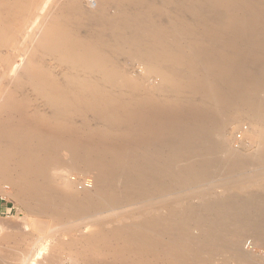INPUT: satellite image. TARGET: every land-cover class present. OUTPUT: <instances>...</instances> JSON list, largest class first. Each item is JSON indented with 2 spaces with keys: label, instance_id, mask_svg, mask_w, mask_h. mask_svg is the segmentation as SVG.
I'll use <instances>...</instances> for the list:
<instances>
[{
  "label": "bare ground",
  "instance_id": "6f19581e",
  "mask_svg": "<svg viewBox=\"0 0 264 264\" xmlns=\"http://www.w3.org/2000/svg\"><path fill=\"white\" fill-rule=\"evenodd\" d=\"M19 31L42 53L9 73L0 58V183L45 220L34 247L72 216L128 208L114 261L71 262L249 263L245 241L264 246V0H0V57ZM239 115L255 123L248 154L227 136Z\"/></svg>",
  "mask_w": 264,
  "mask_h": 264
},
{
  "label": "rangeland",
  "instance_id": "374dc122",
  "mask_svg": "<svg viewBox=\"0 0 264 264\" xmlns=\"http://www.w3.org/2000/svg\"><path fill=\"white\" fill-rule=\"evenodd\" d=\"M22 32L19 31L16 34V38L13 42L14 53H5L1 55V61L3 62L2 70L9 73L11 66L5 62L11 58H22L23 56H30L31 54H41V49L32 46L27 51H22V45L19 43V37ZM23 52V53H22ZM49 67L56 74H60L64 71L62 66L49 62ZM141 69V70H140ZM127 70L134 76L139 75L142 72V68H131L129 65ZM141 71V72H140ZM158 82V81H156ZM3 86L10 87L6 82ZM33 104L38 107L45 108V104L40 98H33ZM78 121V120H77ZM100 123L97 120L92 121L93 126H98ZM255 123L244 117L237 116L235 123L232 124L227 130V136L230 139L233 149L238 150L242 154H248L253 152L257 148V137L255 135ZM70 179L79 188H92L94 179L89 173H82L73 169L69 175ZM255 187H252V189ZM251 189V190H252ZM221 193V189L216 191ZM19 193L17 189L11 187L6 183H0V202H3L6 206L12 208V210H5L0 213V259H3L5 255L10 256L12 259H18L22 261L33 250H37V258L35 264H48V260L52 256L58 255L57 264L63 262L67 264H74L70 260L71 252H84L85 257L91 256L102 262H110L116 259L114 255V245L122 242L119 239L112 238V231L117 227L125 224H129L131 219L127 217L128 208L115 209L108 212L99 213L92 218H80L72 216L66 219L68 226L60 227L56 231L52 232V236L44 241L43 244L37 245L35 248L34 239L40 231L44 228V219L37 215H33L27 211L25 205L17 200ZM197 201V198L194 200ZM48 221L47 224H50ZM20 234V236H18ZM110 236L111 238L109 239ZM110 240L113 244L111 249L105 251L91 250L93 244L100 242L101 240ZM34 248V249H33ZM91 250V251H88ZM243 252L248 254L249 263L245 264H264V246L256 243L252 238H248L243 245ZM87 255V256H86ZM82 262L90 264L88 260ZM125 261L131 262V257H126ZM218 262L217 264H222ZM144 264V263H143ZM229 264H237L234 261H230Z\"/></svg>",
  "mask_w": 264,
  "mask_h": 264
},
{
  "label": "crops",
  "instance_id": "0c3cea01",
  "mask_svg": "<svg viewBox=\"0 0 264 264\" xmlns=\"http://www.w3.org/2000/svg\"><path fill=\"white\" fill-rule=\"evenodd\" d=\"M5 210H12V208L6 206L3 202H0V213L4 212Z\"/></svg>",
  "mask_w": 264,
  "mask_h": 264
}]
</instances>
